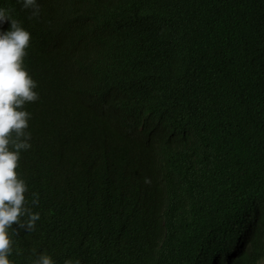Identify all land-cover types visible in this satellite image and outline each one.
<instances>
[{"label":"trees","instance_id":"obj_1","mask_svg":"<svg viewBox=\"0 0 264 264\" xmlns=\"http://www.w3.org/2000/svg\"><path fill=\"white\" fill-rule=\"evenodd\" d=\"M22 2L0 8L32 34L18 170L40 219L10 259L264 260V0Z\"/></svg>","mask_w":264,"mask_h":264},{"label":"clouds","instance_id":"obj_2","mask_svg":"<svg viewBox=\"0 0 264 264\" xmlns=\"http://www.w3.org/2000/svg\"><path fill=\"white\" fill-rule=\"evenodd\" d=\"M22 6L33 9L34 16L40 13L38 0H23ZM6 22H10L7 29L2 27ZM31 35L19 20L0 8V264H15L10 259L14 235L34 230L40 219V213L29 206V185L18 170L22 152L32 147L28 131L32 114L26 105L40 96L38 81L25 66ZM32 196V203H38V194ZM31 264L56 261L41 253Z\"/></svg>","mask_w":264,"mask_h":264},{"label":"rangeland","instance_id":"obj_3","mask_svg":"<svg viewBox=\"0 0 264 264\" xmlns=\"http://www.w3.org/2000/svg\"><path fill=\"white\" fill-rule=\"evenodd\" d=\"M257 264H264V260L259 261Z\"/></svg>","mask_w":264,"mask_h":264}]
</instances>
